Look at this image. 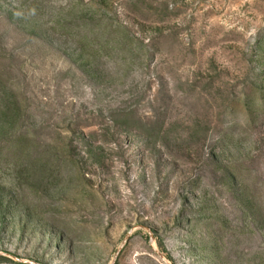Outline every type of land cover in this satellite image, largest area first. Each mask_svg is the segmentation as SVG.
<instances>
[{
  "label": "rangeland",
  "instance_id": "obj_1",
  "mask_svg": "<svg viewBox=\"0 0 264 264\" xmlns=\"http://www.w3.org/2000/svg\"><path fill=\"white\" fill-rule=\"evenodd\" d=\"M0 264H264V0H0Z\"/></svg>",
  "mask_w": 264,
  "mask_h": 264
},
{
  "label": "trees",
  "instance_id": "obj_2",
  "mask_svg": "<svg viewBox=\"0 0 264 264\" xmlns=\"http://www.w3.org/2000/svg\"><path fill=\"white\" fill-rule=\"evenodd\" d=\"M24 142H25L24 140H21V143H22L21 145H22V147H24L25 144H26V143H24Z\"/></svg>",
  "mask_w": 264,
  "mask_h": 264
}]
</instances>
